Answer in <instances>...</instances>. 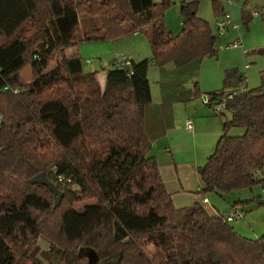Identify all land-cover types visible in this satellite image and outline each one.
<instances>
[{
    "label": "trees",
    "instance_id": "1",
    "mask_svg": "<svg viewBox=\"0 0 264 264\" xmlns=\"http://www.w3.org/2000/svg\"><path fill=\"white\" fill-rule=\"evenodd\" d=\"M199 2L181 0L174 34L164 25L171 0H0V264H44L32 258L39 234L51 243L45 264H264V233L245 238L199 202L174 206L149 154L172 105L201 97L198 81H187L205 56L217 55ZM80 7L92 16L79 18ZM212 9L224 15L218 0ZM135 31L149 40L151 57L131 62L130 76L108 68L101 87L76 48ZM150 64L171 77L161 81L158 105ZM224 74L209 100L245 79L236 69ZM260 78L222 113V133L198 168L200 193L264 188V70ZM241 127V135L230 133ZM38 173L62 193L58 206L47 186L31 182ZM77 245L91 247V258L77 257Z\"/></svg>",
    "mask_w": 264,
    "mask_h": 264
},
{
    "label": "rangeland",
    "instance_id": "2",
    "mask_svg": "<svg viewBox=\"0 0 264 264\" xmlns=\"http://www.w3.org/2000/svg\"><path fill=\"white\" fill-rule=\"evenodd\" d=\"M153 1L158 3L160 0ZM218 1L222 9L229 14L231 21H234V23L237 22L239 26L237 27V30L228 27L224 30L223 34H218L215 22L222 16L219 17L215 15L214 10L212 9V0H200L197 8L198 15L205 18V20L211 24L213 32L217 36L215 46L218 51L217 55L212 57L205 56L201 60L199 71L195 74L196 76L194 78L187 81L186 86L190 87L192 81L197 80L201 92L221 88L224 76L223 73L227 68H236L244 71L245 80L240 83L241 86H245L246 88L258 86L261 82L259 72L264 69V54L254 52V50L263 48L264 46V14L253 15L252 10L264 5V0H247L245 6L246 10L242 7L245 0ZM179 5L180 0H171L170 6L164 11V25L168 30L173 28V31L179 32L182 28V16L179 11ZM249 11L251 14L248 13ZM77 14L81 19L86 16H92L85 13L82 7L78 8ZM100 41L106 43L108 51L104 50L102 56L95 55L91 58L81 56L82 67L85 71H91V67H89L90 65H93L95 68L94 71L98 70V74L102 70H108V68H110V61L123 54L133 60L139 59V56L150 57L152 55L149 40L143 32H139L137 35L132 34V32H123L119 36H111L110 38ZM237 41V45H232ZM90 42L91 41H82L78 45L80 46V53L83 51V46ZM244 51H246V53ZM71 52H73V48L69 49L64 55L69 56ZM112 57L114 58L112 59ZM87 59H91L89 60V62H91L89 66L87 65L88 63H86ZM245 65H247V67H245ZM103 72L104 71H102V73ZM147 77L149 78L151 100L152 102H158L160 99V81H168L171 77L166 74L164 75L165 78L159 77V70L154 64L149 66ZM100 85L101 87L104 86L103 84ZM205 104L204 98L202 100V96L195 97L185 103L175 102L171 112L175 115V118H179L180 114L183 115V113L188 111H194V106L207 108ZM208 109L213 111L210 106ZM225 115L230 116L228 112ZM242 132V127L233 128L230 131L231 134L236 135H241ZM75 188L77 189L76 186L73 189ZM261 189V185L256 184L251 188L245 187L241 190H233L231 193L224 195H217L212 192L206 193V196L209 200L208 205L217 210L218 213L226 215L231 210H238L240 213L239 218L232 219L229 221V224L233 226L234 230H236L241 236L255 239L264 233V202L258 203L255 200L249 202L248 200L253 198L256 199L261 195V199L264 201V194ZM92 201L93 200L79 202L73 207L75 210H81L85 205H88V203ZM50 246L51 243L49 239L46 238L45 235L39 234L34 240L32 248L34 254L32 255V258L41 259L45 264L47 259L44 258H46L50 252ZM79 246L80 245H77L76 247L77 251ZM143 247L149 254L154 252V247L151 244H144ZM51 257L53 260L58 259V256H55V254L52 253Z\"/></svg>",
    "mask_w": 264,
    "mask_h": 264
},
{
    "label": "crops",
    "instance_id": "3",
    "mask_svg": "<svg viewBox=\"0 0 264 264\" xmlns=\"http://www.w3.org/2000/svg\"><path fill=\"white\" fill-rule=\"evenodd\" d=\"M244 2L245 3L242 5L243 8H245L247 3L246 1ZM262 7H264V5L257 7V9H262ZM224 13L228 14L227 11L225 12V10ZM248 13L251 14L250 11ZM237 25L239 26L238 23ZM233 29L237 30V28H233ZM169 31L173 32L174 34L179 33L173 31V28L169 29ZM138 33L139 32L135 31L132 34L137 35ZM76 50H78L81 56L89 57V58L94 57L95 55L102 56L104 54L103 53L104 50L108 51L106 43L100 40H94L91 41L89 44L84 45L83 51L81 53H80V46H78ZM244 52L246 53V51ZM147 57L139 56L138 57L139 59L137 60H133L130 58V61L134 62L141 59H147ZM113 58L114 57H112V59ZM89 60L91 59L86 60L88 66L91 63L89 62ZM109 66L110 68L113 67L111 65ZM173 66L174 65L172 63H169L166 66V70L167 71L172 70ZM89 67H91V71L95 70L93 65H90ZM245 67H247V65H245ZM157 69L159 70V77L165 78L164 77L165 73L161 69L159 68ZM229 69H236V68H229ZM102 71L104 72L102 73ZM102 71L99 74L97 73V79L99 80L100 84L104 85L106 80L105 73L107 70L105 69ZM236 71L237 74L239 73L245 74L244 71H241L239 69H236ZM223 79H222L221 88L223 87ZM161 81L159 83V88H160L159 101L152 102L151 100V102L156 105H158L161 102V98H162ZM253 87H257V86H253ZM218 89L208 90L207 92H201L202 100L204 98V95H207V93L213 92L214 90H218ZM205 105L207 106V108H200L194 106V111L191 110L186 113H183V115L180 114L179 118L178 117L175 118V115H173L172 112H170L169 114L170 118L168 117V125L166 126V131L159 138H156L152 141L149 154L154 155L156 157L161 180L163 181L167 191L171 193L174 206H176L177 208L186 207L192 205V203L194 202H199L201 205L206 207V209L209 212L218 213L217 210H215L214 208L208 205L209 200L208 197L206 196V193L202 194L199 192L202 187V183H201V179H199L198 168L203 165L207 157L214 150L217 142V138L222 133L223 130L222 123L224 118L222 113H216L215 111H211L210 109H208L209 105L208 104ZM189 119L192 121V127H191L192 129L186 128V122ZM205 198L206 201L204 202L203 200Z\"/></svg>",
    "mask_w": 264,
    "mask_h": 264
},
{
    "label": "built area",
    "instance_id": "4",
    "mask_svg": "<svg viewBox=\"0 0 264 264\" xmlns=\"http://www.w3.org/2000/svg\"><path fill=\"white\" fill-rule=\"evenodd\" d=\"M253 15H262L264 14V7L262 9H253L252 10ZM216 29L218 34H223L224 30L228 27L232 28H237V23H234L231 21L230 17L228 14H224L221 18H219L216 22ZM237 42H234L232 45H237ZM110 65L113 66L116 69H128L127 75L130 76L132 74L131 70V61L126 55H121L120 57L114 58L111 62ZM245 77V75H244ZM245 86H239L237 87H226V89L222 91H218L214 98L209 100L208 96H204V101L205 103H208L209 106L212 108L213 111L216 113H223L227 111V105L228 102L233 99L235 96L239 95L240 93H243L247 90ZM192 121L189 119L186 122V128L187 129H192ZM262 193L264 194V188L261 189ZM204 202L206 201V198L203 200ZM240 213L238 210H231L226 214L227 221H231L234 218H239Z\"/></svg>",
    "mask_w": 264,
    "mask_h": 264
},
{
    "label": "water",
    "instance_id": "5",
    "mask_svg": "<svg viewBox=\"0 0 264 264\" xmlns=\"http://www.w3.org/2000/svg\"><path fill=\"white\" fill-rule=\"evenodd\" d=\"M205 96V95H204ZM32 183H37L40 185L47 186L53 194V197L55 198V205L58 206L62 200V193L60 190L49 180L46 178L44 173H38L34 177L31 178ZM94 250L91 249V247L86 246H79L77 251V257L85 256L88 259L91 258V255H93Z\"/></svg>",
    "mask_w": 264,
    "mask_h": 264
}]
</instances>
